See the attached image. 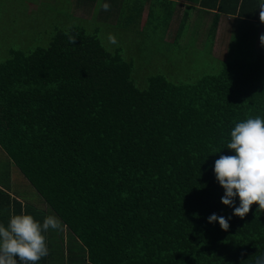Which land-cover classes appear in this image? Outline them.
Wrapping results in <instances>:
<instances>
[{
    "label": "trees",
    "instance_id": "trees-1",
    "mask_svg": "<svg viewBox=\"0 0 264 264\" xmlns=\"http://www.w3.org/2000/svg\"><path fill=\"white\" fill-rule=\"evenodd\" d=\"M135 2L76 0L75 8L89 14L90 5L107 20L116 13L129 28L143 21L144 4ZM164 2L172 6L164 19L151 5L144 20L154 19L163 31L175 5ZM193 2L216 13L204 41L210 51L219 16L238 18L246 34L261 0ZM49 37L46 46L9 49L0 62V150L47 211L9 191L12 167L0 172V223L7 224L13 209L40 222L49 210L60 219L64 245L52 240L62 229L44 233L49 254L38 264H255L264 254V212L252 205L243 219L233 216L220 203L224 192L212 167L220 155H234L226 142L236 123L264 118L259 39L249 61L229 56L233 37L215 74L186 82L155 74L144 87L123 50H107L82 25ZM248 37L256 41L254 31L241 40ZM213 213L230 217L228 231L207 222Z\"/></svg>",
    "mask_w": 264,
    "mask_h": 264
},
{
    "label": "rangeland",
    "instance_id": "rangeland-1",
    "mask_svg": "<svg viewBox=\"0 0 264 264\" xmlns=\"http://www.w3.org/2000/svg\"><path fill=\"white\" fill-rule=\"evenodd\" d=\"M176 1L179 4L175 6L186 7V10L181 12L180 8L174 11L176 15L172 20L169 33L170 40H168L165 34L166 30L163 31V29H157L153 26L154 19H152V22L151 19L144 22L148 7L143 8L141 14L143 21L139 26L137 25L138 27L126 28L128 23L123 16L119 17L115 13L108 20L105 16L99 19L98 16L94 15L90 5H88L89 14L85 12V8H75L76 0H0V62L8 57L7 51L9 49L46 46L50 34L57 28L68 29L71 26L82 25L87 33H96L107 50L111 47L121 48L123 56L132 61L135 82L137 77L140 80L143 79L142 86L144 87L145 79L155 74H162L173 82H186L189 77L196 79L204 74H215L220 68L218 60H222L228 53L231 32L230 21L225 17L223 22L219 21L214 38L215 42L210 54L209 48L205 49L204 41L213 15L201 11L193 0ZM145 2V0H138L135 3L138 6ZM131 4L134 5L133 1L128 6ZM150 4L155 6L154 12H160V20L165 18L166 13L172 7L170 5L168 9V4L164 3L162 5L161 2L157 3L152 0H150ZM180 13L182 15L185 13L187 18L182 21L184 27L180 36L181 39L173 44L172 39L175 37L178 24L182 19ZM78 18H88V20L81 22L77 20ZM232 21L234 22L233 19ZM235 22L237 23V20ZM239 22L241 23V21ZM247 30L246 34H249V36L255 31L256 41H254V38L248 37L247 43H244L241 39L247 37V35L244 32H239L230 44L229 56L233 55L241 61H249L255 57L258 46L257 41L260 35L264 34V25L260 21L248 24ZM109 36L115 37L116 42L112 43ZM240 45L246 47L242 48ZM136 85L142 88L139 84L136 83ZM8 162L9 159L0 150V165H5H3L4 168L0 166V172L9 171L10 173L12 167L14 169V174L12 171V176L9 178L11 179L9 191L14 193L22 204L37 207L45 213L47 207L40 196L14 165ZM47 215H52L50 210ZM48 231L55 232L56 230L49 229ZM61 232L60 236L58 234L52 235V240L56 242L55 245H57L58 240H61V244L64 245L67 232L64 228Z\"/></svg>",
    "mask_w": 264,
    "mask_h": 264
},
{
    "label": "clouds",
    "instance_id": "clouds-1",
    "mask_svg": "<svg viewBox=\"0 0 264 264\" xmlns=\"http://www.w3.org/2000/svg\"><path fill=\"white\" fill-rule=\"evenodd\" d=\"M103 9L107 11L109 5L104 4ZM258 10L259 21L264 25V0ZM68 38L70 43H75L74 36ZM109 40L116 42L113 36ZM259 41L264 46V34ZM226 149L234 155H220L212 167L216 182L224 192L220 203L232 208V215L241 219L252 205H257L256 211L264 212V118L256 116L236 123L229 133ZM236 199L238 206L234 204ZM229 220L230 217L213 213L207 222H216L221 230L228 231ZM62 227L55 215H47L40 222L23 211L15 214L13 209L7 224L0 223V264H38L49 254L44 233ZM255 264H264V254L256 258Z\"/></svg>",
    "mask_w": 264,
    "mask_h": 264
},
{
    "label": "crops",
    "instance_id": "crops-1",
    "mask_svg": "<svg viewBox=\"0 0 264 264\" xmlns=\"http://www.w3.org/2000/svg\"><path fill=\"white\" fill-rule=\"evenodd\" d=\"M136 2L138 1V0H135ZM146 2L145 3H143L144 4V8H147L148 7V9H147V14H148V10H149V8H150V6L152 5V4H150V0H145ZM152 1H154V2H157V3H162V5L164 4V3H166V2H164L165 0H152ZM169 1H172L175 5L176 4H179V3H177V1L176 0H169ZM174 5V7H173V12H172V20H173V18L175 17V15H176V12H174V11H177L178 9H180L181 8V12L182 11H184L185 12V10H186V7H183V6H175ZM183 5V4H182ZM153 6V9H154V5H152ZM198 7V6H197ZM196 7V8H197ZM170 7H168V9H169ZM153 12H154V10H153ZM143 13V12H142ZM155 14L154 15H160V12L158 11V12H154ZM181 14V17H182V19L180 20V22H179V24H178V26H181V24H182V21L183 20H185L187 17H186V14L184 13L183 15H182V13H180ZM210 14H216L214 11H212V12H210ZM258 18H257V20L256 21H254V23H256L258 20H259V12H258V15H256ZM224 17L225 18H227V20L228 21H230V24H231V27H230V41H231V39L234 37V35H238L239 33V28H240V26H241V23L238 21V18H236L235 16H228V14H227V16H224L223 14H221L220 16H219V20L218 21H220V22H223V20H224ZM230 17H234V18H230ZM232 19L234 20V22H235V20H237V23L235 22V24H234V22L232 21ZM226 19H225V21H227ZM225 23V22H224ZM171 24H172V21H170V27H171ZM170 27L168 28V29H166V36L168 37V40H170L169 39V33H170ZM218 27V26H217ZM178 29V28H177ZM209 30V29H208ZM217 30V29H216ZM246 30H247V27H246ZM251 30V29H250ZM177 31V30H176ZM247 32H248V30H247ZM255 32V31H254ZM207 33H208V31H207ZM207 33L205 34V35H207ZM243 33V32H242ZM215 35H216V33H215ZM174 36H176V32H175V35ZM174 38V37H173ZM215 38V37H214ZM172 41H173V39H172ZM214 42H215V40H214ZM230 43V42H229Z\"/></svg>",
    "mask_w": 264,
    "mask_h": 264
}]
</instances>
